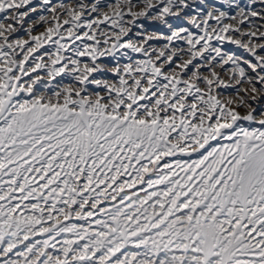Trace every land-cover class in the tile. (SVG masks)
<instances>
[{
	"label": "snow or ice",
	"instance_id": "snow-or-ice-1",
	"mask_svg": "<svg viewBox=\"0 0 264 264\" xmlns=\"http://www.w3.org/2000/svg\"><path fill=\"white\" fill-rule=\"evenodd\" d=\"M0 264H264V0H0Z\"/></svg>",
	"mask_w": 264,
	"mask_h": 264
}]
</instances>
